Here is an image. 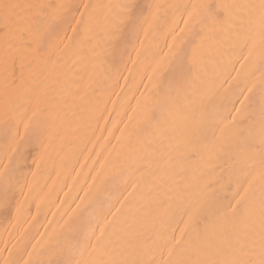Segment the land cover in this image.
Wrapping results in <instances>:
<instances>
[{
    "label": "bare ground",
    "instance_id": "obj_1",
    "mask_svg": "<svg viewBox=\"0 0 264 264\" xmlns=\"http://www.w3.org/2000/svg\"><path fill=\"white\" fill-rule=\"evenodd\" d=\"M85 2L99 5L101 16H112L118 9L108 6L128 0H0V6H66L57 11L54 31L41 49L48 55L39 78L47 77L50 85L49 97H41L44 114L37 116L47 126L43 145L30 132L20 151L13 153L25 135L22 113L27 108L30 116L36 99L26 102L11 87L6 89L0 65V192L5 178L11 183L10 207L0 208V264L75 261L81 257L65 246L85 235L95 241L101 229L104 242L130 233L145 250L144 259L163 260L167 248L154 241L163 235L178 237L186 224L190 229L211 225L212 206L230 200L237 174L242 168L249 170L221 150L234 115L238 121L247 116L244 124L257 121L248 164L252 171L259 168V85L264 73L259 44L252 47L227 25L214 28L194 12V6L203 3L249 0H136L142 9L138 30L125 28L117 47L99 30L92 39H82L76 19ZM189 12L195 18L185 28ZM14 13L20 14L27 38L23 18L32 12L20 7ZM181 28L185 32L177 36ZM174 36L176 44L184 41L189 50L201 45L203 60L188 99L177 101V107L159 108L154 70ZM39 72L34 58L23 57L17 59L12 75L18 85L22 75L27 79ZM253 84L256 89L238 115L236 109L245 100L241 92ZM52 96L59 107L50 103ZM50 110L56 113L51 119ZM194 122L198 130L189 135ZM57 247H65L63 255H52ZM125 255L135 252L128 249Z\"/></svg>",
    "mask_w": 264,
    "mask_h": 264
},
{
    "label": "snow or ice",
    "instance_id": "obj_2",
    "mask_svg": "<svg viewBox=\"0 0 264 264\" xmlns=\"http://www.w3.org/2000/svg\"><path fill=\"white\" fill-rule=\"evenodd\" d=\"M20 7L32 12V15L23 18L28 23L27 38L20 26V14L14 13V10ZM65 7L62 4L53 5L51 3L0 6V44H2L0 65L5 74L6 89L11 87L16 95L26 102L32 97L36 99L31 115H26L27 108L22 113L26 116L25 135L20 137L17 146L12 149L13 153L20 151L22 143L30 132L35 141L43 145L47 126L44 120H38L37 116L44 114L45 110L40 106L41 97H49L50 85L47 77L43 80L39 78L40 73L46 70L48 55L41 49L45 39L50 38L54 31V22L58 18L57 11ZM99 7V5L88 2L83 3L80 16L76 19V25L80 28L83 40L92 39L99 30L111 39L113 47H117L123 38L125 28L132 32L138 30L142 9L136 0L108 6L118 9V12L112 16H101L97 11ZM194 12L195 15L203 14L204 21L214 28L222 29L227 25L236 31L237 35H243L252 47L258 43L261 55L264 56V0H258V3L249 0L243 4L203 3L194 6ZM194 12H189L188 18L184 20L185 28L190 20L195 18ZM185 28H181L177 36L183 34ZM73 32H76L75 27ZM177 36L173 37L169 52L165 53L164 60L154 70L158 76L154 90L159 108L164 105L177 107V101L188 99L187 92L195 83V70L203 60L201 45H192L189 50L184 41L179 44L175 43ZM49 47H51L50 44ZM252 47L249 48V56ZM23 57L34 58L40 72L30 74L27 79L22 75L17 85L12 70L17 59ZM248 58L245 57V59ZM21 66L23 67V64ZM149 79L151 80L152 77L150 76ZM255 89L256 85L253 84L246 93L241 92L245 100H241L242 107L236 109L238 115L241 114L245 101ZM259 89V168L252 171L251 165L248 164V160L254 155L252 141L257 121L249 119V122L244 124L243 121L248 119L247 116H240L238 121L237 116L234 115L229 126L227 140L221 145V150L229 153L249 170L244 171L242 168L237 174L230 200L212 206L215 212L211 225L206 224L203 229H190V226L186 224L178 237L175 235L160 236L154 244L162 249L167 248V256L161 261L144 259L145 250L133 242L130 233H125L124 237L117 235L115 240L109 238L107 242H104L105 232L101 229L100 236L95 241H90L85 235L82 241L65 246L73 255L80 256V259L75 261L49 259L46 262L41 261L40 264H264V73L261 76ZM50 103L56 104L55 96L50 97ZM63 103L66 104L67 101ZM56 107H59V104H56ZM177 110L179 111V108ZM55 115V111L50 110L47 118L51 119ZM152 118L153 112H149L147 119ZM197 130L198 125L194 122L188 134L193 135ZM2 187L0 208L8 209L11 183L7 178ZM71 231L75 233L77 229L72 228ZM65 247L53 248L52 255H63ZM128 249H132L135 255H125ZM85 251L88 252L87 257L84 256ZM29 255L31 256V253ZM5 264L9 262L5 261ZM23 264H37V262L26 259Z\"/></svg>",
    "mask_w": 264,
    "mask_h": 264
}]
</instances>
